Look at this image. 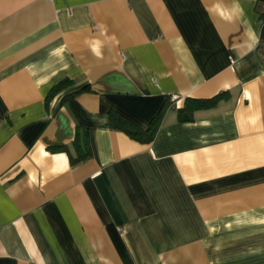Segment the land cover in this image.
Returning a JSON list of instances; mask_svg holds the SVG:
<instances>
[{"label": "crops", "instance_id": "obj_1", "mask_svg": "<svg viewBox=\"0 0 264 264\" xmlns=\"http://www.w3.org/2000/svg\"><path fill=\"white\" fill-rule=\"evenodd\" d=\"M0 264H264V0H0Z\"/></svg>", "mask_w": 264, "mask_h": 264}, {"label": "trees", "instance_id": "obj_2", "mask_svg": "<svg viewBox=\"0 0 264 264\" xmlns=\"http://www.w3.org/2000/svg\"><path fill=\"white\" fill-rule=\"evenodd\" d=\"M70 80H64L58 85L55 86V91L62 89L65 85H68ZM88 86H83L71 93H69L67 96H73L75 94L80 93L83 90H87ZM217 100V97L211 98V99H197V98H186L184 100V105L178 109V114L180 119L189 120L192 118L193 113L195 110L204 108V107H210L215 104ZM112 118L118 125L120 129H122L124 132H126L132 139L141 141V142H149L153 139L156 131V125L153 123L155 120H158L161 116V112H159L155 117H153L150 121L149 126L147 129H141L136 124L131 122L128 118L120 115L119 113H112ZM73 145L77 151V156L75 158H72V162L79 161L83 159L84 157L88 156L90 154V148L88 144V138L87 133L79 134L77 133L76 138L73 142ZM64 149V151L68 152L67 147H61ZM69 153V152H68Z\"/></svg>", "mask_w": 264, "mask_h": 264}, {"label": "built area", "instance_id": "obj_3", "mask_svg": "<svg viewBox=\"0 0 264 264\" xmlns=\"http://www.w3.org/2000/svg\"><path fill=\"white\" fill-rule=\"evenodd\" d=\"M173 98H175V96H172Z\"/></svg>", "mask_w": 264, "mask_h": 264}]
</instances>
